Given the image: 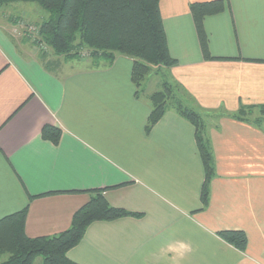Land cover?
I'll return each instance as SVG.
<instances>
[{"label": "crops", "instance_id": "1", "mask_svg": "<svg viewBox=\"0 0 264 264\" xmlns=\"http://www.w3.org/2000/svg\"><path fill=\"white\" fill-rule=\"evenodd\" d=\"M199 1L211 0L160 6L178 60L163 71L181 98L211 115L208 205L195 125L170 108L146 130L149 95L159 88L158 81L151 88V74L136 95L130 56L109 63L39 55L14 33L22 15L2 11L0 218L28 205L26 234L53 235L102 190L111 205L142 215L92 222L68 251L80 264H171L172 254L160 253L168 237L190 242L182 264H264V121L233 116L264 105V0H225L224 11L205 17L214 58L204 57L191 13ZM27 3L15 7L37 9ZM45 124L62 129L59 143L41 136ZM223 229L244 230L247 249L223 239Z\"/></svg>", "mask_w": 264, "mask_h": 264}, {"label": "trees", "instance_id": "2", "mask_svg": "<svg viewBox=\"0 0 264 264\" xmlns=\"http://www.w3.org/2000/svg\"><path fill=\"white\" fill-rule=\"evenodd\" d=\"M16 1H36L47 10L48 16L36 23L37 31L41 40L58 54L76 57L82 48L87 47L94 61L106 60L110 63L118 54L132 57L131 79L137 88L136 95L141 93L151 73L155 71L161 75L159 88L149 95L151 112L146 130L150 131L170 108L195 125L205 167L201 200L203 207L207 206L211 180L215 175L208 123L199 111L183 103L177 95L181 86L171 81L163 71V68L175 66L178 60L169 50L161 0H0V5ZM190 9L203 55L214 58L209 51L204 19L224 11L225 0L193 2ZM255 109L253 106H243L233 116L242 121L250 120ZM257 109L259 114L254 121L259 124L264 121V105ZM41 136L59 143L62 129L57 125L45 124ZM27 215L28 205L0 218V256L7 254L0 264H34L39 256L43 257L41 264H80L68 256V251L81 241L92 222L125 216L139 217L142 213L113 206L102 190H95L90 200L74 213L71 225L59 233L28 236L25 231ZM218 234L240 250L247 249L248 236L244 230L223 229Z\"/></svg>", "mask_w": 264, "mask_h": 264}, {"label": "rangeland", "instance_id": "3", "mask_svg": "<svg viewBox=\"0 0 264 264\" xmlns=\"http://www.w3.org/2000/svg\"><path fill=\"white\" fill-rule=\"evenodd\" d=\"M27 2L28 1H22V2L13 3L14 5H12V7H7V5H4L5 8H1L0 7V13L3 11L5 13H7L8 15L12 16V18H15V20H16V16L17 15H22V18L20 19V22H17L20 25H18L16 27L17 31L14 32V33L17 34L19 37H21L22 40L24 39V42L26 44H29L32 47V49L34 51H36L39 55H40V52H41L44 55H49L50 54V55H54V56L55 55H57V56H66L64 53H62V54L56 53V51L50 45H48L45 42H43L41 40V37H40L38 31H37L36 23L42 21V19L46 18L48 16V14H49L46 9H44L36 1H29L30 4H33V5H35L37 7V9H31V11H29L30 9L29 10L26 9L28 11L25 10V11L22 12L21 10H18L19 8L15 7V6H17L15 4H18V6H25V4H28ZM31 13L33 15H31ZM24 16H27V19H25ZM29 17H33L34 19H38V20L36 22L34 19H31ZM35 39H36V42H34ZM81 50H80V53L77 54L78 55V56H76L77 58L84 59V60H90V59L94 60L92 55L89 53L90 50L87 47L82 48ZM151 78H152V79H150L151 83H149V84H150L151 88L154 89L156 87V81H158V82L160 81L161 75H158L154 71L153 73H151ZM147 87H148V84H147ZM177 95H179V94H177ZM179 98H181L180 95H179ZM181 99H182L183 103L186 106L192 107V105H190L189 102H186V99H184V98H181ZM198 109L199 110H197V109L196 110L200 112L201 111L200 108H198ZM257 114H259V111L256 110L255 113H253L251 115V117H255ZM210 117H211V115L207 116V119L210 118ZM203 118L207 121L206 117L203 116ZM6 257H7V254L1 255L0 256V261L6 259ZM42 261H43V257L39 256L36 259L34 264H41Z\"/></svg>", "mask_w": 264, "mask_h": 264}, {"label": "clouds", "instance_id": "4", "mask_svg": "<svg viewBox=\"0 0 264 264\" xmlns=\"http://www.w3.org/2000/svg\"><path fill=\"white\" fill-rule=\"evenodd\" d=\"M191 250L190 242L168 237L163 241L160 253L163 256H168V254L171 253V264H182L184 257L191 252Z\"/></svg>", "mask_w": 264, "mask_h": 264}, {"label": "water", "instance_id": "5", "mask_svg": "<svg viewBox=\"0 0 264 264\" xmlns=\"http://www.w3.org/2000/svg\"><path fill=\"white\" fill-rule=\"evenodd\" d=\"M56 19H57V20L59 19V14L56 15Z\"/></svg>", "mask_w": 264, "mask_h": 264}]
</instances>
